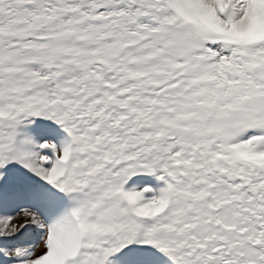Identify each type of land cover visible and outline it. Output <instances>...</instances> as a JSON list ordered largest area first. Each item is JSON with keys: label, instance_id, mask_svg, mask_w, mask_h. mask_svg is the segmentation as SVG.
Returning <instances> with one entry per match:
<instances>
[{"label": "snow or ice", "instance_id": "1", "mask_svg": "<svg viewBox=\"0 0 264 264\" xmlns=\"http://www.w3.org/2000/svg\"><path fill=\"white\" fill-rule=\"evenodd\" d=\"M0 264H264V0H0Z\"/></svg>", "mask_w": 264, "mask_h": 264}]
</instances>
